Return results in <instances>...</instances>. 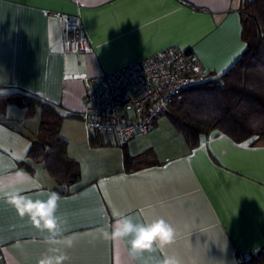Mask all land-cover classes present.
Here are the masks:
<instances>
[{"label": "crops", "instance_id": "crops-1", "mask_svg": "<svg viewBox=\"0 0 264 264\" xmlns=\"http://www.w3.org/2000/svg\"><path fill=\"white\" fill-rule=\"evenodd\" d=\"M240 3L0 0V94L28 93L52 104L63 116L59 133L67 154L81 172L77 183L63 189L42 163L27 159L39 115L26 117L24 108L7 107L0 115V190L23 188L41 199L57 192L64 224L55 239L71 237L73 243L55 244L0 198V264H38L53 248L68 257L63 264H163L169 258L178 264H239L264 253V138L237 142L212 130L191 148L167 118V127H160V118L148 133L120 145L90 134L80 118L86 78L170 46L191 50L206 79L226 72L246 49ZM55 13L79 17L90 52L63 50ZM91 137L102 144L91 145ZM125 150L132 157L129 166ZM119 216L143 223L164 218L176 231L175 241L133 254L127 240L97 232L104 225L110 232Z\"/></svg>", "mask_w": 264, "mask_h": 264}, {"label": "trees", "instance_id": "trees-1", "mask_svg": "<svg viewBox=\"0 0 264 264\" xmlns=\"http://www.w3.org/2000/svg\"><path fill=\"white\" fill-rule=\"evenodd\" d=\"M241 35L246 49L223 74L187 88L164 112L171 125L191 148L199 136L218 130L237 142L257 136L264 138V0H241ZM8 106L24 108L26 117L38 113L39 125L31 140L27 159L42 163L55 183L67 189L80 180L79 163L67 154L66 141L60 137L63 116L50 103L22 92L0 94V115ZM75 116V115H74ZM78 116V115H76ZM91 137V145H101ZM124 163L132 157L124 151ZM19 166L33 171L26 161ZM263 251L250 254L239 264H261Z\"/></svg>", "mask_w": 264, "mask_h": 264}, {"label": "built area", "instance_id": "built-area-1", "mask_svg": "<svg viewBox=\"0 0 264 264\" xmlns=\"http://www.w3.org/2000/svg\"><path fill=\"white\" fill-rule=\"evenodd\" d=\"M65 52H90L78 16L55 13ZM207 78L189 49L170 46L99 76L86 78L80 118L90 134L124 145L148 133L156 119L192 85Z\"/></svg>", "mask_w": 264, "mask_h": 264}, {"label": "clouds", "instance_id": "clouds-1", "mask_svg": "<svg viewBox=\"0 0 264 264\" xmlns=\"http://www.w3.org/2000/svg\"><path fill=\"white\" fill-rule=\"evenodd\" d=\"M34 187L39 189L41 185L36 184ZM0 198L6 199L13 205L21 218L27 217L36 229L41 232L46 231L55 244L72 245L71 237L55 239L62 234L64 224V221L57 215L60 199L57 192L51 191L47 194L46 199H41L27 195L23 188H16L10 192L0 190ZM110 228L109 232V225H104L98 228L97 232L104 236L110 235L112 239L127 240L133 254L144 251L152 252L157 249L163 250L174 243L176 236L174 227L164 218L143 223L134 221L131 216H119L110 225ZM51 251L52 254L44 255L38 264H63L68 260V257L59 248H53ZM163 264H178V261L169 258L165 259Z\"/></svg>", "mask_w": 264, "mask_h": 264}, {"label": "rangeland", "instance_id": "rangeland-1", "mask_svg": "<svg viewBox=\"0 0 264 264\" xmlns=\"http://www.w3.org/2000/svg\"><path fill=\"white\" fill-rule=\"evenodd\" d=\"M8 93H10V92H8ZM168 110H169V108H168ZM166 113V112H165ZM161 118V119H160ZM168 119V117L163 113V114H161L160 116H159V118H157V119H160V121H159V124H160V127H162V128H164V127H167V125H168V121H167V119ZM157 119H156V122H157Z\"/></svg>", "mask_w": 264, "mask_h": 264}, {"label": "snow or ice", "instance_id": "snow-or-ice-1", "mask_svg": "<svg viewBox=\"0 0 264 264\" xmlns=\"http://www.w3.org/2000/svg\"><path fill=\"white\" fill-rule=\"evenodd\" d=\"M116 215H119L118 213Z\"/></svg>", "mask_w": 264, "mask_h": 264}]
</instances>
